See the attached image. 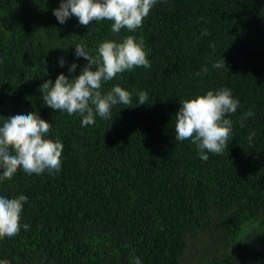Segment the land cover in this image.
<instances>
[{"label":"trees","instance_id":"obj_1","mask_svg":"<svg viewBox=\"0 0 264 264\" xmlns=\"http://www.w3.org/2000/svg\"><path fill=\"white\" fill-rule=\"evenodd\" d=\"M60 3L0 0V117L36 113L52 125L47 138L63 144L59 173L18 170L0 182V196L28 197L19 234L0 240V260L264 264V0H158L141 28L119 34L107 20L60 24ZM128 35L143 40L151 67L118 74L102 92L119 85L130 105L87 127L79 113L45 105L46 80L72 79L89 63L76 45L95 56L105 40ZM221 58L226 66L214 68ZM220 88L240 103L226 117L229 147L204 161L191 140H175L173 121L180 101ZM140 91L149 104H138Z\"/></svg>","mask_w":264,"mask_h":264},{"label":"clouds","instance_id":"obj_2","mask_svg":"<svg viewBox=\"0 0 264 264\" xmlns=\"http://www.w3.org/2000/svg\"><path fill=\"white\" fill-rule=\"evenodd\" d=\"M157 2L158 0H61L60 7L53 11V15L60 24L75 16L82 26L107 20L112 22L113 33L119 34L122 29L134 33L142 27L144 19ZM75 55L89 62L81 73L72 79L60 74L54 83L51 79L46 80L40 90L48 108L68 115L79 113L84 127L95 124L97 116L110 119L113 106L132 103V94L119 85L113 86L106 93L102 92L106 82L126 71L151 67L143 40L138 42L133 35L126 36L121 42L105 40L96 49L95 56L86 51L82 44H78L75 46ZM59 63L64 67L63 59ZM225 66L223 58L213 64L217 69ZM76 68L77 64L73 63L69 71L75 72ZM201 71L207 74L209 69L203 67ZM137 95L139 105L149 104L146 92L140 91ZM239 103L227 88L180 101L181 106L173 121L175 140H191L197 145L199 156L204 161L209 159L206 153L223 154L225 148L229 147L233 125L232 120L226 117L236 113ZM253 115L251 111L244 114L241 127L244 126L243 121ZM0 121H3L0 125V182L11 180L18 170L28 175L61 171L63 144L58 139L53 141L47 138L51 123L36 113L0 117ZM254 136V131L249 134L250 142ZM27 202L28 197L25 195L15 198L0 196V240L19 234ZM29 227L27 224L23 225L25 230ZM0 264H10V261L0 260ZM130 264L141 262L139 258H135Z\"/></svg>","mask_w":264,"mask_h":264}]
</instances>
